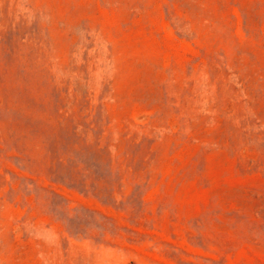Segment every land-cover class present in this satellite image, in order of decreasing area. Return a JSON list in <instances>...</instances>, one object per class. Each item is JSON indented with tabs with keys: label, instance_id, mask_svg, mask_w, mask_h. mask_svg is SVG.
I'll return each instance as SVG.
<instances>
[{
	"label": "rangeland",
	"instance_id": "374dc122",
	"mask_svg": "<svg viewBox=\"0 0 264 264\" xmlns=\"http://www.w3.org/2000/svg\"><path fill=\"white\" fill-rule=\"evenodd\" d=\"M0 264H264V0H0Z\"/></svg>",
	"mask_w": 264,
	"mask_h": 264
}]
</instances>
